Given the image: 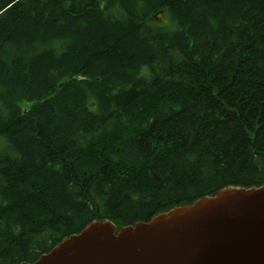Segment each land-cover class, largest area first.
<instances>
[{
  "label": "trees",
  "instance_id": "1",
  "mask_svg": "<svg viewBox=\"0 0 264 264\" xmlns=\"http://www.w3.org/2000/svg\"><path fill=\"white\" fill-rule=\"evenodd\" d=\"M0 140V264L264 185V0H0Z\"/></svg>",
  "mask_w": 264,
  "mask_h": 264
},
{
  "label": "water",
  "instance_id": "2",
  "mask_svg": "<svg viewBox=\"0 0 264 264\" xmlns=\"http://www.w3.org/2000/svg\"><path fill=\"white\" fill-rule=\"evenodd\" d=\"M31 264H264V185L226 187L117 234L95 220Z\"/></svg>",
  "mask_w": 264,
  "mask_h": 264
},
{
  "label": "rangeland",
  "instance_id": "3",
  "mask_svg": "<svg viewBox=\"0 0 264 264\" xmlns=\"http://www.w3.org/2000/svg\"><path fill=\"white\" fill-rule=\"evenodd\" d=\"M165 20H166V17L164 16L163 18H162V20L161 21H158V20H155V23L156 24H159V25H163V23L165 22ZM3 147H4V145H3V142L0 140V152L2 151V149H3ZM177 207H180V206H177ZM175 208V207H174ZM173 209V208H172ZM171 210V209H170ZM169 211V210H168ZM167 212V211H166ZM164 213V212H163Z\"/></svg>",
  "mask_w": 264,
  "mask_h": 264
}]
</instances>
